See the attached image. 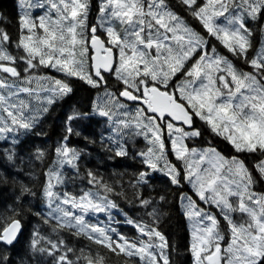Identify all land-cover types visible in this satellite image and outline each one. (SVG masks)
Masks as SVG:
<instances>
[{"label": "snow or ice", "instance_id": "snow-or-ice-1", "mask_svg": "<svg viewBox=\"0 0 264 264\" xmlns=\"http://www.w3.org/2000/svg\"><path fill=\"white\" fill-rule=\"evenodd\" d=\"M45 6L38 17L19 16L15 39L0 27V142L7 145L0 159L15 166L27 153L33 170L24 174L39 180L45 206L25 209L22 201L36 193L13 181L17 203L0 211V264H14L9 250L23 235L26 215L39 217L51 233L34 228L29 241L30 259L41 264L44 258L106 264L99 250L70 246L65 235L123 257L124 264H172L173 245L159 227L168 196L141 191L156 173L178 189L189 186L191 195L181 191L176 199L190 224L192 264H264V190H257L264 185V0L35 5ZM45 70L59 76L40 75ZM73 82L96 92L90 110L73 107L54 145L26 149L24 138L43 135L35 131L40 117L74 92ZM92 124L102 130L89 131ZM206 132L232 154L224 155ZM74 137L83 147L71 144ZM89 145L109 160L138 161L130 186L139 205L151 209V223L123 213L136 236L112 226V210L119 209L110 198L119 195L114 184L98 171H82ZM77 178L86 186L69 191ZM0 183H7L3 175ZM100 213L108 223L91 222L90 214Z\"/></svg>", "mask_w": 264, "mask_h": 264}, {"label": "trees", "instance_id": "trees-1", "mask_svg": "<svg viewBox=\"0 0 264 264\" xmlns=\"http://www.w3.org/2000/svg\"><path fill=\"white\" fill-rule=\"evenodd\" d=\"M19 16H21V12L19 10L18 0H0V19H3V23H0V27L5 28L14 39L17 36V22ZM31 16L33 18L35 17L33 14ZM189 23L196 25L191 19H189ZM255 39L257 41L260 39L258 34L255 36ZM44 74L59 76L55 70H45L40 73V75ZM72 86L74 88L72 94L58 101L51 107L49 113L40 117V123L35 131L42 132L43 135H29L24 138L26 149H31L33 145L42 147L54 145L63 131L64 118L73 107L90 110L92 103L96 100V92L83 86L79 82H73ZM101 130L102 128L96 124H92L89 128V131L98 132ZM87 134L88 132H85V135ZM205 138L207 140H212L213 144H215L224 155L228 156L232 154L231 147L225 142H222L219 138L213 139L207 132L205 133ZM71 144L77 147H83V142L80 141L79 138H72ZM6 146L7 145H4L3 142H0V148ZM143 146L144 145L141 142L137 147L142 148ZM87 152L89 155L81 161L82 171L84 168L98 171L110 184H114L115 192L119 194H113L110 196L111 199L117 202L119 209L123 210L122 212L119 211V209L112 210V226L115 227L118 232L128 237L136 236V229L132 225L125 223V216L123 213H127L128 217L137 221L151 223V219L146 215L147 211H150L151 209H145L139 205V202L134 199V192L136 190L130 186L133 174L139 167L138 161L124 158L109 160L99 150L98 146L92 147V145H89ZM22 156L24 158V163L21 164L18 161L15 166L4 159H0V175H3L7 179V183H0V211H4L8 209L9 206L17 203L15 198L18 195V189L13 183L14 180L22 181L31 187L36 193L34 197L29 196L22 201L25 209L31 208L32 212L45 210L43 198L40 195L39 180L30 178L24 174L33 170V165L28 163V155L26 152L22 153ZM21 169H23L22 173ZM34 170L38 177L39 172L42 169L37 164L35 165ZM70 171V169L66 170V174ZM150 183V188L141 189L145 196H148L149 194L157 198L159 195L164 194H167L168 196V203L163 205V211L167 213V215L161 219L159 227L173 245L169 250L172 264H192V257L189 251L190 234L187 219L181 215L179 203L176 199L178 193L181 191L187 192L191 195L189 186L183 184L182 188L178 189L176 186L169 185L167 179L159 173L154 174V178ZM85 186V182H82L77 178L74 184L68 185V190L75 192ZM257 190H264V185H258ZM90 217L91 222L93 223L101 222V219L104 220L103 223L109 222L107 214L105 213L90 214ZM116 221H119V223H116ZM24 224L25 230L20 237L19 242L9 250L10 259L14 261V264H20L22 260L25 264H41L40 258L30 259L31 254L28 247L29 241L32 237L34 228H39L43 235H51L49 228L47 225H43L40 218L35 215H26ZM65 238L68 240L70 246L77 249L88 245L93 251L99 250L101 254L108 257L106 264H124L123 257H116L108 253L106 249H100L97 245H91L90 242L84 238H76L67 235H65ZM47 259L48 258H44V264H47ZM129 264H132V262H129Z\"/></svg>", "mask_w": 264, "mask_h": 264}, {"label": "rangeland", "instance_id": "rangeland-1", "mask_svg": "<svg viewBox=\"0 0 264 264\" xmlns=\"http://www.w3.org/2000/svg\"><path fill=\"white\" fill-rule=\"evenodd\" d=\"M41 3H45V0H18V6H19V10L21 12V15H24L25 13H28L30 15L33 14V16H35V17L43 15L44 12L46 11V6H45V8L35 7V5H38ZM29 5H33V7H29ZM94 17H95V12H93L92 16H90L91 22H95ZM194 23L196 24V22H194ZM193 26L197 27V28L199 27L198 24L193 25ZM103 221L104 220L101 219L102 223H103ZM187 224H188V229H189V234H190V224L188 221H187ZM190 239H191V235H190Z\"/></svg>", "mask_w": 264, "mask_h": 264}, {"label": "bare ground", "instance_id": "bare-ground-1", "mask_svg": "<svg viewBox=\"0 0 264 264\" xmlns=\"http://www.w3.org/2000/svg\"><path fill=\"white\" fill-rule=\"evenodd\" d=\"M59 111H60V110H59ZM77 139H78V138H77ZM92 147H93V146H92ZM94 149H95V148H94ZM94 149H93V150H94ZM95 166H96V165H95ZM136 207H137V206H136Z\"/></svg>", "mask_w": 264, "mask_h": 264}]
</instances>
